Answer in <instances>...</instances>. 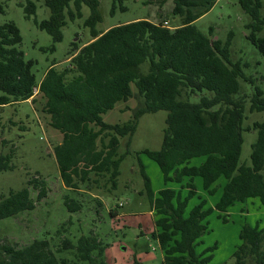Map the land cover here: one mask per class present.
<instances>
[{"label": "trees", "instance_id": "16d2710c", "mask_svg": "<svg viewBox=\"0 0 264 264\" xmlns=\"http://www.w3.org/2000/svg\"><path fill=\"white\" fill-rule=\"evenodd\" d=\"M172 1V14L180 18L178 26L168 28L136 20L99 32L98 0H45L50 15L37 26L51 36L53 43L61 41L66 17L73 20L82 16L83 5L89 9L84 26L92 40L81 46L73 43L69 67L58 71L52 64L38 84L32 72L33 61L25 60L19 49L18 28L13 22L0 25V108L29 99L35 106L34 97L40 95V111L48 125L62 135L61 143L52 148L59 177L67 189L76 192L81 187L92 192L105 177L109 190L115 189L123 158L117 153L119 139L132 137L143 114L166 111L160 149L141 153L156 163L164 184L175 183L180 189L164 188L154 193L139 161L154 216L151 237L162 251L163 264H209L212 253L208 251L215 250L216 244L197 251L208 231L206 218L215 211L226 223L224 213L236 204L253 199L264 205V121L242 127L246 96L240 93L239 79H252L245 76L239 62L229 58L232 33L225 44L212 39L194 25L198 16L190 10L195 5L192 1ZM238 3L250 18L245 26L249 30L247 39L264 55V36H257L264 27L261 0ZM114 9L115 5L111 12ZM24 11L29 18L35 12L34 4L28 2ZM195 97L197 101H193ZM128 99L137 102L130 121H103V114ZM249 102V113L264 111L263 91L256 87ZM251 130L256 131V140L247 165L239 159L242 133ZM198 157H203V162L191 165V160ZM10 160V153L0 155V172L12 170ZM221 177L226 182L213 208H206V198L198 196L199 202L187 210L188 202L197 196L196 178L201 180L202 191L213 196L220 188L215 183ZM30 186L38 190L37 201L45 198L44 181L29 180L27 187L10 190L0 200V220L35 209ZM182 189H186L185 195ZM64 205L68 212L76 213L83 203L65 196ZM110 214L114 216L113 211ZM238 239L232 264H264L263 227L244 223ZM65 250H74L77 261L95 264L101 260L104 247L89 235L81 236L75 245L63 239L55 252ZM55 252L47 240H33L22 248L0 243V264H69L66 259H58Z\"/></svg>", "mask_w": 264, "mask_h": 264}, {"label": "rangeland", "instance_id": "374dc122", "mask_svg": "<svg viewBox=\"0 0 264 264\" xmlns=\"http://www.w3.org/2000/svg\"><path fill=\"white\" fill-rule=\"evenodd\" d=\"M190 1L195 4L190 10L198 16L194 25L200 32L222 44L226 43L228 34L232 33L228 45L229 58L232 62H239L245 76L252 79V82L239 79L240 93L246 96L242 127L255 121H264V111H248L249 99L256 87L263 91L264 96V55L247 39L249 30L245 26L250 22L249 16L243 12L238 0ZM28 2L34 4L35 12L26 18L24 10ZM44 2L45 0H0V5L3 6L0 25L13 22L18 28L21 35L19 49L25 60L33 61L32 72L37 84L52 64L58 71L69 67L73 43L81 46L92 39L89 29L84 26L89 9L83 5L82 16L73 20L66 17V24L61 28V41L53 43L51 36L37 26V23L48 19L50 15ZM261 3L260 16L264 17V0ZM98 4L101 22L96 25V29L99 32L136 20H147L155 24L166 21L168 28L180 24V18L172 14V0H98ZM113 5L115 9L111 12ZM70 7L72 8V3ZM209 29L212 30L211 34ZM257 36H264V27ZM51 46L53 50H50ZM142 71L145 72V66ZM131 89L136 91L133 84ZM34 98L37 100L35 106L31 102L22 101L0 108V155L10 153L12 166V170L0 172V200L10 190L17 191L27 187V181L32 179L44 181L47 194L37 201L38 190L29 187L35 209L0 220V243L22 248L33 240H47L55 252L63 239L75 245L81 236L91 235L104 247L101 260L97 259L95 264L100 261L103 264H163L162 251L157 241L151 237L154 216L144 189L139 161L151 180L153 191L166 188L156 163L141 152L160 149L167 112L143 114L137 120L132 137L119 139L117 153L123 158L115 189L109 190L110 184L105 177L92 192L84 187L76 192L63 185L52 154L53 146L61 143L62 135L48 125L46 116L40 111V95L37 94ZM197 99L195 97L193 101ZM136 107L134 99L118 102L112 110L102 115V119L107 124H125L132 118V110ZM242 137L239 161L248 165L256 131H244ZM203 160V157H198L191 161L194 166H198ZM197 181L201 190V180ZM225 182L223 177L219 178L215 183L220 186L216 194L204 197L207 200L206 208H213L216 204ZM65 196L82 201L81 210L76 213L68 212L64 205ZM198 196L201 194L188 202L187 210L199 202ZM111 211L115 216L110 214ZM224 214L226 223L217 218L218 213L215 211L206 218L208 231L202 238V245L197 248L199 252L216 244L215 250L208 251L212 253L210 264L233 263L232 253L240 244L238 233L244 223L252 226L257 223L264 228V205L257 200L249 199L243 205L236 204ZM56 256L58 259L68 260L69 264H90L87 261H77L74 250H65L56 253Z\"/></svg>", "mask_w": 264, "mask_h": 264}, {"label": "crops", "instance_id": "0c3cea01", "mask_svg": "<svg viewBox=\"0 0 264 264\" xmlns=\"http://www.w3.org/2000/svg\"><path fill=\"white\" fill-rule=\"evenodd\" d=\"M149 22H151V21H149ZM152 23H153V22H152ZM91 40H92V39H91ZM91 40H90V41H91ZM90 41H89V42H90ZM30 101H31V100L29 99V100H27V101H25V102H30ZM54 140H55V139H54ZM55 141H56V140H55ZM58 143H59V142H58ZM54 146H55V145H54ZM191 165H193V164H192V161H191ZM197 179H198V178L195 179V185L197 186V194H201V197H207L208 195H206V193H205L204 191H202V189L200 190V186H199V183H198ZM169 184H172V185H169ZM166 185H167L166 188H171V189H173V190L180 189V186H179L178 184H177L178 186H175L174 183H167ZM174 186H175L176 188H175ZM154 193H156V192H154ZM182 193H183V195H185V194H186V189H182ZM215 194H216V193H215ZM215 194H214V195H215ZM214 195H213V196H214ZM220 195H221V194H219L218 197H220ZM113 213H114V212H113ZM152 213H153V212H152ZM114 214H115V213H114ZM114 216H115V215H114ZM153 229H154V228H153ZM209 264H210V263H209Z\"/></svg>", "mask_w": 264, "mask_h": 264}, {"label": "built area", "instance_id": "2783aa9c", "mask_svg": "<svg viewBox=\"0 0 264 264\" xmlns=\"http://www.w3.org/2000/svg\"><path fill=\"white\" fill-rule=\"evenodd\" d=\"M162 25L167 27V22L164 21V22L162 23Z\"/></svg>", "mask_w": 264, "mask_h": 264}]
</instances>
